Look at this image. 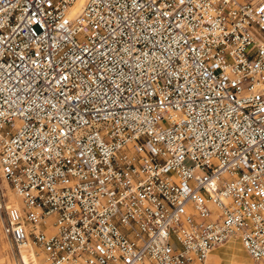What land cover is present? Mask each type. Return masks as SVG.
I'll return each instance as SVG.
<instances>
[{
	"label": "built area",
	"instance_id": "built-area-1",
	"mask_svg": "<svg viewBox=\"0 0 264 264\" xmlns=\"http://www.w3.org/2000/svg\"><path fill=\"white\" fill-rule=\"evenodd\" d=\"M77 2L0 0L3 235L41 264L233 237L264 264V0Z\"/></svg>",
	"mask_w": 264,
	"mask_h": 264
},
{
	"label": "crops",
	"instance_id": "crops-1",
	"mask_svg": "<svg viewBox=\"0 0 264 264\" xmlns=\"http://www.w3.org/2000/svg\"><path fill=\"white\" fill-rule=\"evenodd\" d=\"M206 264H257L247 254L239 240H228L215 246L209 253Z\"/></svg>",
	"mask_w": 264,
	"mask_h": 264
},
{
	"label": "rangeland",
	"instance_id": "rangeland-1",
	"mask_svg": "<svg viewBox=\"0 0 264 264\" xmlns=\"http://www.w3.org/2000/svg\"><path fill=\"white\" fill-rule=\"evenodd\" d=\"M0 185L5 187L6 190H9L10 195H12L13 190L11 189V186L4 180V178L0 174ZM10 186V187H9ZM236 239V238H230L229 240ZM238 240V239H236ZM228 241V240H227ZM225 243V242H224ZM31 251H23L28 254L29 261L34 260V264H41L40 255L37 254L38 250L34 246H29ZM30 254L32 256H30ZM0 264H23L21 256H20V249L12 245L8 239L3 235L1 230V221H0Z\"/></svg>",
	"mask_w": 264,
	"mask_h": 264
},
{
	"label": "bare ground",
	"instance_id": "bare-ground-1",
	"mask_svg": "<svg viewBox=\"0 0 264 264\" xmlns=\"http://www.w3.org/2000/svg\"><path fill=\"white\" fill-rule=\"evenodd\" d=\"M82 3V0H78V2H77V5H79V4H81ZM78 8H75V10H77ZM10 187V186H9ZM12 189V188H11ZM7 192H8V194H9V199H10V201H12L14 204H20V200H19V196L13 191V193H12V195H10V193H9V190H7ZM19 249H20V256H21V259H22V262H23V264H31V261H29V256H28V254L27 253H25V252H23L24 250L27 252L28 250L29 251H31L30 250V248H29V245L28 244H26V245H21L20 247H19ZM30 256H32L31 254H30ZM34 262V260L32 261V264H34L33 263Z\"/></svg>",
	"mask_w": 264,
	"mask_h": 264
}]
</instances>
